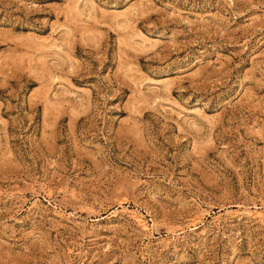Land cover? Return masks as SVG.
<instances>
[{
	"label": "rangeland",
	"instance_id": "1",
	"mask_svg": "<svg viewBox=\"0 0 264 264\" xmlns=\"http://www.w3.org/2000/svg\"><path fill=\"white\" fill-rule=\"evenodd\" d=\"M0 264H264V0H0Z\"/></svg>",
	"mask_w": 264,
	"mask_h": 264
}]
</instances>
